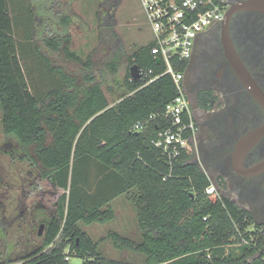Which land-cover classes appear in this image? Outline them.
<instances>
[{"label":"trees","instance_id":"1","mask_svg":"<svg viewBox=\"0 0 264 264\" xmlns=\"http://www.w3.org/2000/svg\"><path fill=\"white\" fill-rule=\"evenodd\" d=\"M40 1L0 0L1 125L17 138L33 171L63 193L45 223L42 243L19 256L0 257V264H69L71 255L84 258V264H137L104 257L101 241L81 227L113 221V201L122 195L134 203L140 238L110 231L106 239L119 250L143 254L141 264H264V232L250 229V211L223 194L206 192L213 180L196 153L185 152L170 164L153 144L178 87L169 74L161 75L165 67L151 44L127 58L161 76L144 85L132 79L130 67L111 104L92 73L96 61L72 48V35L52 32L43 40L80 72L43 52L36 28L45 4L47 17H58L64 28L73 19L62 12L60 0ZM103 21L95 52L103 51L102 72L117 75L127 55L113 28L114 12ZM187 67L185 61L181 68ZM139 122L144 126L136 129ZM215 180L224 185L222 176ZM227 247L233 249L226 252Z\"/></svg>","mask_w":264,"mask_h":264},{"label":"rangeland","instance_id":"2","mask_svg":"<svg viewBox=\"0 0 264 264\" xmlns=\"http://www.w3.org/2000/svg\"><path fill=\"white\" fill-rule=\"evenodd\" d=\"M41 1L43 2V0ZM60 1L62 2V12L72 16V24L66 29L59 23L58 17L50 20L47 17L50 7L49 4H45V17H39L36 28L37 41L43 52L53 58L56 63L78 73L82 70L79 65L69 63L62 55L53 53L43 40L45 35L52 32L72 35V48L77 50L84 59L93 57L96 66L93 67L92 73L96 80L102 83L110 103H115L120 94L119 83L132 66L127 57L153 40L152 29L140 0ZM55 8H59V5ZM113 12V28L120 37L127 55L117 75H112L105 70L102 72L99 59L103 55V51L95 52L99 46L101 28H104L105 25L103 20L108 13ZM196 159L210 175L219 194L224 191L227 197L246 208L249 207L245 201H239L227 186L221 189L222 184L218 185V182V184L214 182L216 177L223 175L209 170L206 165L201 163L198 151ZM62 193L63 190L53 187L48 180L41 179L33 171L31 164L23 156V150L17 138L3 132L0 110V222L3 226L0 227V257L2 259L6 255L12 258L19 256L31 245L42 243L46 230L45 223L55 214L56 202ZM113 206L116 209V218L113 221L91 225L81 224L82 229L87 231L93 240L101 241L99 248L104 257L137 264L144 263L146 258L143 254L130 250H119L113 246L110 240L106 239L110 231H118L134 239L140 238L137 212L130 196L118 197L114 200ZM42 224H44V228L42 234L39 235ZM250 229L254 230V227ZM1 233H5V235L1 236ZM7 242L9 247H7ZM68 249L69 247L66 248V251ZM231 249L233 247H227L226 252ZM84 262V258L76 255H71L69 258V264H84Z\"/></svg>","mask_w":264,"mask_h":264},{"label":"flooded vegetation","instance_id":"3","mask_svg":"<svg viewBox=\"0 0 264 264\" xmlns=\"http://www.w3.org/2000/svg\"><path fill=\"white\" fill-rule=\"evenodd\" d=\"M248 1L257 0H227V26L225 19L198 37L184 85L192 107L194 153L199 152L201 163L209 170L223 175L221 189L227 186L249 205L246 208L230 198L250 211L252 226L263 233L264 168L257 165L264 162V134L243 159V169L256 167L247 170L250 174H243L241 168L238 172L235 159L244 139L264 126V106L256 98L250 78H242L233 67L224 41L227 34L251 79L264 92V10L243 7ZM222 194L226 196L224 191Z\"/></svg>","mask_w":264,"mask_h":264},{"label":"built area","instance_id":"4","mask_svg":"<svg viewBox=\"0 0 264 264\" xmlns=\"http://www.w3.org/2000/svg\"><path fill=\"white\" fill-rule=\"evenodd\" d=\"M153 33L151 53L165 67L161 74H169L178 87V95L168 102L163 112L161 130L153 144L159 148L170 164L175 163L183 153L194 152V123L192 107L184 85L186 70L181 68L194 54L198 37L210 27L222 24L228 10L227 0H140ZM153 68H140L147 85L161 75L154 76ZM152 115L151 119H156ZM143 123L135 125L143 128ZM206 192L218 197L212 182ZM70 257L68 256L67 259Z\"/></svg>","mask_w":264,"mask_h":264},{"label":"water","instance_id":"5","mask_svg":"<svg viewBox=\"0 0 264 264\" xmlns=\"http://www.w3.org/2000/svg\"><path fill=\"white\" fill-rule=\"evenodd\" d=\"M243 7L246 8H258V9H262L264 10V0H257V1H248L245 2ZM231 12V10L228 11V14ZM228 18V17H227ZM228 23V19L225 20L224 22V26H227ZM224 41H225V45H226V49H227V53L228 56L232 62L233 67L235 68V70L240 74V76L243 78H250V82L251 85L254 87V94L256 96V98L262 103V105L264 106V92L263 90L251 79L250 74L248 73L247 69L245 68V66L243 65V63L241 62V60L239 59L238 55L236 54V51L233 47L230 46L229 44V38L227 36V34H225L224 36ZM157 62H160V58H157ZM131 76L132 79L134 80H139L141 77V73H140V68L137 64H133L131 66ZM264 134V126L256 131H254L253 133H250L245 139H244V147L240 148V150L238 151V156H236L235 162H236V170L238 172L241 173V169L242 168V163H243V159L246 156V154L248 153V151L251 149V147L254 145V143L263 136ZM259 168H264V162L260 163L259 165H257ZM254 168L256 167H251V168H245L243 169L244 171H242L243 174H250V171H253ZM250 170V171H247ZM191 195L194 196V192H191ZM44 228V224H42L40 226L39 229V235L42 234V229Z\"/></svg>","mask_w":264,"mask_h":264},{"label":"crops","instance_id":"6","mask_svg":"<svg viewBox=\"0 0 264 264\" xmlns=\"http://www.w3.org/2000/svg\"><path fill=\"white\" fill-rule=\"evenodd\" d=\"M146 45V44H145ZM144 46V45H143ZM77 51V50H76ZM78 52V51H77ZM79 53V52H78ZM114 202V201H113Z\"/></svg>","mask_w":264,"mask_h":264}]
</instances>
